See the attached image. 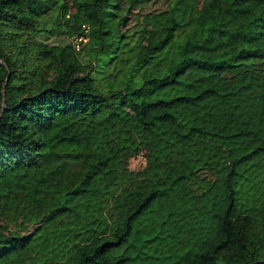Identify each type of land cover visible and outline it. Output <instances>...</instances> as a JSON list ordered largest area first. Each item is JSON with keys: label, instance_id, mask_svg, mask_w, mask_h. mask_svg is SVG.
I'll use <instances>...</instances> for the list:
<instances>
[{"label": "trees", "instance_id": "1", "mask_svg": "<svg viewBox=\"0 0 264 264\" xmlns=\"http://www.w3.org/2000/svg\"><path fill=\"white\" fill-rule=\"evenodd\" d=\"M151 1L0 0V264H264V0Z\"/></svg>", "mask_w": 264, "mask_h": 264}, {"label": "rangeland", "instance_id": "2", "mask_svg": "<svg viewBox=\"0 0 264 264\" xmlns=\"http://www.w3.org/2000/svg\"><path fill=\"white\" fill-rule=\"evenodd\" d=\"M57 1H61V0H57ZM69 1L70 0H68V2ZM159 2H160V0H157L155 2H152V1L151 2H147V3H145V4H143L141 6V10L144 11V10H148V9L159 7L160 6ZM51 11H53V10L52 9H48L47 11H45L43 13L42 16L38 17L37 21H38L39 25L43 24L45 27H49L50 26V24H51V16H52L51 15ZM133 11L135 13L136 10H133ZM35 37H37V38H39L41 40L47 41V42H53V41H55L56 39L59 38L58 35L48 34L45 31L35 35ZM71 39L74 42L77 41L75 43V45L77 47L79 46V44H78L79 39L80 40H84V38L82 36H79V37L72 36ZM143 161H144V159H143V156L141 154L134 155L133 157H131L129 159V167L131 169H136V168H138L139 166H141L143 164Z\"/></svg>", "mask_w": 264, "mask_h": 264}, {"label": "built area", "instance_id": "3", "mask_svg": "<svg viewBox=\"0 0 264 264\" xmlns=\"http://www.w3.org/2000/svg\"><path fill=\"white\" fill-rule=\"evenodd\" d=\"M77 47V46H76Z\"/></svg>", "mask_w": 264, "mask_h": 264}]
</instances>
